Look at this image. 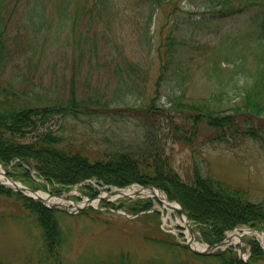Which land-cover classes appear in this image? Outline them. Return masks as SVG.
<instances>
[{
    "label": "trees",
    "instance_id": "16d2710c",
    "mask_svg": "<svg viewBox=\"0 0 264 264\" xmlns=\"http://www.w3.org/2000/svg\"><path fill=\"white\" fill-rule=\"evenodd\" d=\"M124 1L142 7L139 16L146 20L148 26L153 13L163 4L171 2L169 5L174 6L169 12L173 25L156 48L159 70L154 82V95L144 100L138 108H127L146 118L148 133L159 130L160 123L153 117L157 113L167 123L166 135H170L173 142L189 147L205 143H225L235 147L241 140L252 139L264 151V17L259 29L247 35L248 39L253 40L246 50L253 57V65L246 67L247 57L239 56L233 60L226 76L218 79L216 92L193 98L187 96L183 89L187 74L181 50L186 44V32H182L181 23L176 21L180 17L178 6L173 4V0ZM194 1H198L200 7L194 13L200 21L193 22L190 26L193 30H200L208 20L233 17L249 8L264 5V0ZM120 2L122 0H0V163L7 167L16 160L8 173L11 177L33 182L27 166L49 184H59L61 188L57 189L58 192L90 178L119 188L134 183L153 185L181 205L198 228L201 240L208 244L220 241L226 231L242 225L264 231V201L252 203L241 189L209 176L202 177L197 172L187 183L172 167L160 162L149 147L103 153L100 158L91 159L83 151L64 145L63 139L50 130L33 134L30 141H24L28 134L35 132L38 125L47 122L51 116H74L75 111H79L76 91L71 83L66 96L54 95L46 102L43 100L37 104L25 97L30 89L27 84L35 81L41 85L44 75L54 73L58 65L61 67L69 63L70 79H74L83 66L88 69L107 68L117 81V96L119 93L126 95L136 91L143 96L151 60L149 57L144 60L126 57L115 41L117 37L114 33L122 23L118 16ZM227 38L231 42L232 37ZM145 43L146 36L141 35L140 45ZM221 49L230 55L225 45ZM8 71L11 75L7 78ZM239 74L240 79L236 77ZM18 75H21L20 78ZM172 76L179 79V88L169 94L164 105L155 112V100L159 98L162 82ZM98 104L101 110H108L104 104ZM221 106L227 111L225 114L218 113ZM0 194L14 195L25 209L35 215L43 249L49 258L51 255L56 257L57 249L63 243L58 228V213L62 211L49 209L2 185ZM95 195L96 192L91 193V196ZM152 207V200L145 199L135 202L128 210L138 214ZM150 215L158 217L159 213L154 210ZM161 242L170 247H179L196 262L209 259H214L217 264L264 262V252L253 238L248 239L250 255L246 262L240 261L233 250L196 255L174 239L172 242ZM51 264L62 262L53 260ZM119 264L134 263L122 255Z\"/></svg>",
    "mask_w": 264,
    "mask_h": 264
},
{
    "label": "rangeland",
    "instance_id": "374dc122",
    "mask_svg": "<svg viewBox=\"0 0 264 264\" xmlns=\"http://www.w3.org/2000/svg\"><path fill=\"white\" fill-rule=\"evenodd\" d=\"M120 3L118 16L122 23L114 33L117 37L115 41L126 57L134 60L149 57L151 60L143 96L137 91L126 95L119 93L117 96V81L107 68L88 69L83 66L80 73L70 79L69 63L61 67L58 65L54 73L48 72L44 75L42 86L35 81L33 84H27L30 89L25 97L33 99L37 104L54 95L66 96L71 83L76 91L79 111H75L74 116H51L47 122L39 124L35 132L28 134L24 141H30L33 134L38 135L50 130L63 139L64 145L83 151L91 159H98L103 153L149 147L159 157L160 162L172 167L187 183H190L197 172L202 177L209 176L230 187L241 189L246 199L252 203L264 201V151L256 141L244 139L236 143L235 147L225 143H205L189 147L173 142L170 135H166L167 123L157 113H154L153 117L160 123V127L157 133L150 134L146 118L127 109L142 106L144 100L154 95V82L159 70L156 48L173 25L169 12L174 6L169 5L171 2L163 4L153 13L152 22L148 26L146 20L139 16L141 6H133L124 0ZM173 4L179 8L177 13L180 17L176 21L181 23L182 32H186V44L182 48L183 51L181 50V59L186 65L187 78L183 82V89L186 90L187 96L196 98L216 92L218 79L226 76L233 60L240 58L239 56L247 57L246 67L253 65V57L246 51L248 44L253 40L248 39L247 35L259 29L264 17V5L249 8L233 17L208 20L200 30H193L190 27L193 22L200 21L194 15L200 8L198 1L173 0ZM133 15L135 17L131 18ZM141 35L146 36V43L142 46ZM227 36L232 37L231 42ZM223 45L228 48L230 55H226L221 49ZM10 75L11 72L8 71L6 77ZM20 76L18 75L19 78ZM236 77L242 78L240 74ZM178 83L180 81L176 76L162 82L154 111L159 110L166 97L179 88ZM97 102L104 104L108 110H101V105ZM222 107L218 109L219 114L227 112ZM34 179L35 182L19 181L29 188H41L45 185L46 191H40L55 197L57 194L69 195L72 202L81 203L91 198V191L85 184H75L58 192L59 187ZM140 188L142 187L136 184L120 189L110 187L108 190L93 186L94 190L99 191L98 195H106L105 199L97 201L93 207L81 209L73 214L63 210L59 212L58 228L63 243L57 249L58 259L54 255L49 258L43 249L41 231L35 215L25 209L14 195L0 194V264H51L53 260H61L62 264L97 261L119 264L122 255L129 257L134 264L218 263L214 259L196 262L195 258L179 247H170L161 242H172L174 239L177 243L184 244L186 228L178 221L181 214L164 208L155 197L137 193L119 197L107 194L121 191L138 192ZM145 199L153 201V208L159 212L158 217L148 216L151 212L134 214L128 210L135 202ZM192 231L195 240L201 245L204 244L198 228L193 225ZM225 235L227 239L231 235H237L238 241L215 252L231 249L247 257L249 236H254L264 246L263 231H250L244 225L228 230Z\"/></svg>",
    "mask_w": 264,
    "mask_h": 264
},
{
    "label": "bare ground",
    "instance_id": "6f19581e",
    "mask_svg": "<svg viewBox=\"0 0 264 264\" xmlns=\"http://www.w3.org/2000/svg\"><path fill=\"white\" fill-rule=\"evenodd\" d=\"M18 186H21L20 184ZM29 193V192H27ZM136 194V193H141V194H145V195H150L152 197H156L157 199H159L162 203L166 204V200L163 196L162 193H160L158 190H150V189H146V190H143L141 192H132V191H121V192H118L116 193L113 197H119V196H123V195H133V194ZM32 194L33 196H36L38 198H41L43 200H45L47 202L48 198H47V194L44 193V192H37V193H30ZM52 202H57V203H60V204H66V202L62 199V198H51L49 203L51 204ZM96 203V200L93 202V204ZM173 205H175V203H172ZM180 223H182L185 228L187 227L186 224H185V218L182 216L180 220H178ZM186 234H187V237L189 238V235L187 233V228H186ZM238 241V236L237 235H231L229 237V239L227 240L226 242V245H229V244H234ZM192 246L194 247H198V248H202L201 245H199L197 242H195V240H193L192 242Z\"/></svg>",
    "mask_w": 264,
    "mask_h": 264
},
{
    "label": "water",
    "instance_id": "95a60500",
    "mask_svg": "<svg viewBox=\"0 0 264 264\" xmlns=\"http://www.w3.org/2000/svg\"><path fill=\"white\" fill-rule=\"evenodd\" d=\"M149 187L152 188L151 186H149ZM22 189H26V190H29V191L33 192V190H31V189H27V188H22ZM19 191H21V190H19ZM52 207H55V205H52ZM169 207H171V206H169ZM174 209H176V210H178L180 213H182V214L186 217L187 222H189V220H188V218H187V216H186V213L181 209L180 206H179V207H174ZM189 234L192 236V230H191V227H190V226H189ZM222 243H223V242H219V243L213 244V245H211V246H208V249H207V250L214 249V248L218 247L219 245H221ZM190 249L192 250L193 253H196V254H202V253H205V251H204V252H200V251H198V250H196V249H193V248H190Z\"/></svg>",
    "mask_w": 264,
    "mask_h": 264
}]
</instances>
